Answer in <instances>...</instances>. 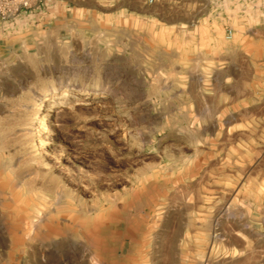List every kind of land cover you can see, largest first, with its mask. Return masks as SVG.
Wrapping results in <instances>:
<instances>
[{
  "label": "rangeland",
  "instance_id": "obj_1",
  "mask_svg": "<svg viewBox=\"0 0 264 264\" xmlns=\"http://www.w3.org/2000/svg\"><path fill=\"white\" fill-rule=\"evenodd\" d=\"M209 1L0 0V264H264V12Z\"/></svg>",
  "mask_w": 264,
  "mask_h": 264
},
{
  "label": "built area",
  "instance_id": "obj_2",
  "mask_svg": "<svg viewBox=\"0 0 264 264\" xmlns=\"http://www.w3.org/2000/svg\"><path fill=\"white\" fill-rule=\"evenodd\" d=\"M154 1L155 0H150V2H154ZM214 1L215 2H213V0H210L209 2L215 3L216 6L222 4L223 9L225 11L230 12L229 16L226 17L227 19L231 18L230 21H232V19L234 18L233 12L239 11L242 12L240 15H242L243 16L242 18L245 19L244 22H249V16L246 14L249 7L252 8V10L254 11L257 10L260 12H264V0H214ZM235 32L236 31L232 26L226 25L223 27V33L225 37H229V38L233 37L236 34Z\"/></svg>",
  "mask_w": 264,
  "mask_h": 264
},
{
  "label": "bare ground",
  "instance_id": "obj_3",
  "mask_svg": "<svg viewBox=\"0 0 264 264\" xmlns=\"http://www.w3.org/2000/svg\"><path fill=\"white\" fill-rule=\"evenodd\" d=\"M69 87V86H68ZM66 90V89H65ZM103 91H104V89H103ZM108 91V90H107ZM107 91H106V88H105V93H107ZM109 94V93H108ZM89 95V94H88ZM87 97V96H86ZM103 97H104V95H103ZM50 98H53V97H49V99ZM48 99V100H49ZM52 100V99H51ZM85 100V99H84ZM46 126H45V123H44V118H42V120H41V122L39 123V126H38V129H43V128H45Z\"/></svg>",
  "mask_w": 264,
  "mask_h": 264
}]
</instances>
